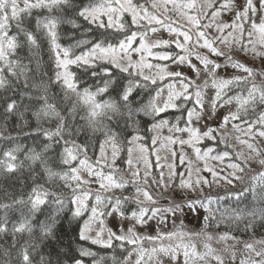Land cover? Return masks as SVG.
<instances>
[{
  "label": "snow or ice",
  "instance_id": "snow-or-ice-1",
  "mask_svg": "<svg viewBox=\"0 0 264 264\" xmlns=\"http://www.w3.org/2000/svg\"><path fill=\"white\" fill-rule=\"evenodd\" d=\"M150 6L155 11H149L134 0H87L80 4L75 0H0V90L15 92L22 85L26 90L22 95L30 102L24 111L17 112V101L9 99L5 112L24 119L25 113L30 111L37 122L33 134L41 135L46 141L39 151L28 149L24 161H18V148L5 151L0 157V172L15 173L24 168L27 161L31 175L32 183L27 190H22L10 203H0V210L4 211L0 217V234H11L13 248L18 243V235L28 237L17 249L18 264H37L33 254L55 238L56 225L66 212L77 223L82 220L81 240H90L91 244L104 249H111L118 242L116 246L127 255L123 261L113 256V264H164L163 258H168L171 264H226V259L235 264L237 245H242V251L247 253L239 264H264V238L248 241L235 234L254 233L258 223L264 227V146L261 145L264 110H260L264 109V68L254 69L237 58L238 55L250 56L264 64V0H151ZM67 10L73 12V18L65 15ZM171 11L185 18L191 27L184 30V25L176 28L165 24ZM222 14H233L231 22L220 20ZM204 19L209 22L202 24ZM78 20L88 27L83 29L80 38H73V43L61 44L60 26L67 23L80 30L82 25ZM33 21L34 25L29 27ZM154 24L175 33L176 39L149 43L148 33L158 31ZM210 28L217 33L212 38L207 33ZM45 43L54 64L51 76L40 71ZM171 44L180 50L175 55L152 51ZM22 49H27V57H21ZM133 54L138 59H134ZM149 57L171 61L177 67L187 65L194 77L171 71L166 64H153ZM33 62L38 79L30 67ZM227 68L243 74L229 78L220 76L219 70ZM73 69L95 78L96 85L81 87L78 72ZM258 76L261 83L256 82ZM201 77L203 80L197 83ZM167 78H178L180 90H176L172 82L159 86L158 82ZM209 87L215 89V94L206 101ZM165 88L167 95L163 98ZM148 89L151 91L145 100L141 92ZM234 89L237 91L229 95ZM233 103L235 110H229L216 126L205 123L204 131L196 126L205 117L216 118L218 108ZM81 107L85 108L86 115L80 119L86 121L87 128L104 136L94 161L88 155L87 146L74 138L82 130L74 127ZM169 109L182 112L183 127L181 117H177L174 124L164 118L162 114ZM145 117L153 121L147 129L149 132L158 133L159 129L168 127L170 133H187V139L172 136L166 139L169 144L192 147L195 160L185 163L187 158L181 152L177 164L173 151V162L161 164V157L157 155V171L153 174L148 147L137 143L144 139L139 134V124ZM24 122L27 124V120ZM53 122L54 127L44 126ZM229 124L232 133L240 134L235 136L239 151L230 142ZM113 126L136 131L130 138L126 137L125 142L139 148L141 155L136 164L143 163V175L136 167L131 171V180L114 176L118 171L114 165L121 142ZM244 136L247 139H243ZM157 140L158 135H153L152 145H156ZM204 140L213 141L217 146L223 144L225 149L218 153L215 147L202 150L198 145ZM53 144L61 148L55 160L49 156ZM106 146L111 148L110 156ZM127 151L131 168L133 148ZM225 158L229 160L226 167L230 171L223 175L224 169L217 171L208 163L216 160L223 164ZM198 161L204 162L202 168L197 165ZM252 163L258 164L261 170L255 171ZM180 166H184V171L177 170ZM105 168L109 171L105 172ZM205 171L211 174V180L201 174ZM221 181L233 187L247 181V186L224 196L204 195L205 187L211 188ZM93 183L98 188L93 190L90 187ZM129 183L135 188L132 195H108L114 189H126ZM248 194L252 196V206L240 207ZM161 200L167 203L161 204ZM226 200H233L236 207L222 208L221 202ZM128 203L136 207L127 209ZM186 209L192 213L203 209L205 215L200 230H185L183 219L176 225V218L183 216ZM9 210L19 213V219L13 221L10 228ZM113 216L119 218L118 231L106 225L107 218ZM170 219L174 231L161 232L157 228L155 235H142L137 230L148 226L150 221L160 225ZM221 226L226 230L208 231L210 227L219 229ZM91 232L95 235H89ZM145 241L151 246L145 247ZM214 242L222 248L214 247ZM8 255L6 251L5 256ZM89 257L91 264H104V257L97 258V253L83 247L78 257L69 255L68 259L71 264H86L85 258ZM38 264H52V260L40 254ZM56 264H61L59 254Z\"/></svg>",
  "mask_w": 264,
  "mask_h": 264
},
{
  "label": "trees",
  "instance_id": "trees-1",
  "mask_svg": "<svg viewBox=\"0 0 264 264\" xmlns=\"http://www.w3.org/2000/svg\"><path fill=\"white\" fill-rule=\"evenodd\" d=\"M77 4L80 3H86L87 0H75ZM136 3H142L146 7L149 8V11H155L151 8V0H134ZM170 8L171 5H168ZM189 14H193L190 12ZM211 14V10H209V17ZM66 16L69 18H73V12L71 10H67L65 13ZM157 15H160V13H157ZM168 17L170 19H167L164 21L165 24H170L171 26H174V18L175 12L171 11L168 13ZM163 19V16H161ZM127 19H130V17H126ZM204 21H207V19L202 20V23ZM78 23L82 25L80 30L73 29L71 25L64 23L60 26L59 31L61 33V39L60 43L63 45H68L73 43V38H80L81 33L83 32V29L88 27L83 21L78 20ZM176 24V23H175ZM34 25V21L32 25H29V27H32ZM153 27H156L159 29L160 27H164L161 25H152ZM166 28V27H165ZM166 30H168L166 28ZM15 31V29H13ZM159 32V31H157ZM155 32L154 34L156 35ZM169 32V31H168ZM96 34V33H94ZM152 33L149 32L148 36ZM211 37V36H209ZM44 51L41 53L42 59H41V69L40 71H45L48 73L49 76L53 75L54 72V64L53 61L50 59V53L47 51V44H44ZM79 51V50H77ZM153 52H161V53H171L175 55L180 50L175 48V44H171L169 47H159V48H153ZM21 57H27V49L20 50ZM27 63V59L24 61ZM151 63L155 64L151 61ZM157 63H169L168 61H158ZM30 67L33 69V75L38 79L39 73L36 70L35 62L30 65ZM74 71L78 72V76L80 77L81 87L84 86H95L97 83V80L95 78L90 77V75L85 74L77 69H73ZM167 81L164 80L163 82H158L159 86L162 87L163 83ZM174 81V80H173ZM123 82V81H122ZM257 83H261V78L258 76L256 78ZM156 86H152V88H155ZM26 91L22 85L19 86L15 92H13L11 89L9 90H0V157L3 156V153L8 150L13 149H19L18 152H16V155L18 157V161H24V157L30 148H35L37 151H39L43 143H46L44 141L43 137L39 134H33V130L37 127L36 120L32 117L31 112H26L24 119H21L18 114H7L5 112L6 103L9 99H15L18 103V109L17 112H22L25 109V106L28 105L30 102L28 99L22 95V93ZM54 91H58V89H54ZM151 89L144 90L141 92V96L147 100L148 99V92H150ZM237 91L236 89L233 90V92H230L229 95L234 94V92ZM154 94V92H153ZM107 98V97H102ZM264 110V109H260ZM86 115V110L84 107H81L78 110V115L76 117V122L74 127H80L82 130L75 135V139L78 143L86 145L88 149V155L89 157L94 161L96 157L99 155V149H100V143L104 140V136L102 133H93L89 128L86 126V121L81 120L80 116ZM164 118L168 119L171 123L177 122V117H181L180 120V126H184V117L182 115V112L175 109H169L166 113L162 114ZM24 120H27V124H25ZM152 119L150 117H145L141 120L139 124V134L144 137L142 141L137 142L138 144H143L148 147L149 151V157H151L152 164H153V173H156L155 169V161L152 154L153 149L156 145H152L151 143V137L153 135H156L157 133L149 132L147 129L151 126ZM45 127H54L55 123H45ZM162 129L168 130V127H164ZM113 130L117 132L118 139L121 142V151L116 158L115 161V168L118 169L114 173V176L119 179L121 176L125 180H131L130 178H126L124 175L126 171V164L128 160V151L127 149L129 147H133L134 145L137 147L136 144L129 145L125 142V138H130L131 135L136 134V131L132 128L124 129L122 126L117 128L113 126ZM161 131V129L158 130V133ZM202 150H204L207 147H215L216 152H221L225 149V145L220 144L216 145L215 142L204 140L201 144L198 145ZM138 148V147H137ZM61 150L60 145L53 144L52 149L49 151V156L55 160L56 154ZM106 152L110 156L111 154V148L106 146ZM216 153H213L215 155ZM235 159V157H233ZM224 163L228 164L229 160L225 158ZM251 167L255 171H260L261 168L258 164L252 163ZM180 170L179 168L177 169ZM105 172H108L109 169L105 168ZM252 173H249L251 175ZM31 175L29 171L27 170V161H25V167L21 168L15 173L7 174L4 172H0V203H10L11 200L17 198L22 190H27L31 186ZM247 186V181L244 185L238 184L233 187L229 186L217 193H206L204 195H212L213 197L219 195L224 196L228 192H239L242 191L243 187ZM93 189V188H92ZM94 190V189H93ZM135 188L134 186L129 183L126 189H114L111 193H108V195H116V196H130L126 195L128 193L125 192H134ZM245 205L251 207L252 206V196L251 194H248L247 198L240 204V207H244ZM127 209L135 208L136 205L134 203H128L125 205ZM222 208H233L236 207V203L233 200H226L221 202ZM4 215V211L0 210V217ZM43 217H41L42 219ZM86 218V217H85ZM8 219H9V228L11 227V223L13 221H17L19 219V213L15 210H9L8 212ZM80 224H82V220L77 223L75 220L71 218L70 213H64L62 214L60 220L58 221L55 229V238L50 240L46 243L44 247L38 250L37 253L33 254V260L37 262L39 261L40 254L45 255L46 257L50 258L52 260V264H56L57 256L59 254V259L61 261V264H64L65 261H67V264H71V261L68 259L69 255L73 256H79V249L81 247L88 248L91 251L97 253V258L104 257L105 261L104 264H113L112 257L115 256L117 258V261H123V257L127 255V252L120 249L116 246L118 242L114 243V247L111 249H104L99 245H93L91 244L90 240H81L79 237V231H80ZM225 231L226 229L221 226L219 229L215 227H210L209 231ZM238 236H241L243 240L251 239V238H264V227L260 226L258 223L256 226V229L254 233H241L236 232L235 233ZM28 239L27 235L17 236L18 243L16 245V248L12 247V236L11 234H0V264H5L6 261H10L11 264H18L17 260V249L19 248L20 244L24 243V241ZM145 247H150L148 242L145 241ZM128 249L131 250V246H128ZM8 252L9 255L5 256V252ZM67 253L68 255H65ZM92 258H85L86 264H91Z\"/></svg>",
  "mask_w": 264,
  "mask_h": 264
},
{
  "label": "rangeland",
  "instance_id": "rangeland-1",
  "mask_svg": "<svg viewBox=\"0 0 264 264\" xmlns=\"http://www.w3.org/2000/svg\"><path fill=\"white\" fill-rule=\"evenodd\" d=\"M175 12V11H174ZM168 15V14H167ZM169 16V15H168ZM175 16L176 18H174V21H178V23H174V26L172 27H176V28H180L181 25L185 26L186 30L188 27H191L187 20L185 18H181L179 16V14L177 12H175ZM162 18V17H161ZM233 18V14H222L221 17L219 18L220 20H222L225 23H230L231 20ZM260 21V16L257 15L256 17V22L259 23ZM209 20L207 19V21H204L202 24L208 23ZM159 32L156 33V35L154 33H152L151 35L148 36V42H154L157 40H175L176 39V35L175 33H170L168 32V30H166L165 27H160L158 29ZM207 33L209 34V38H212L214 36L217 35V33L215 32L214 29L210 28L207 29ZM226 34V33H225ZM182 40V37H181ZM200 51L202 53L206 52L205 49H200ZM161 53V52H160ZM133 58L134 59H138V56L136 54H133ZM238 59H240L242 62L248 64V66L253 67L254 69L257 70H261L262 68H264V64H262L261 61L259 60H253L250 56H243V55H238L237 56ZM150 60V62H154L157 63L158 60H154L151 57L148 58ZM169 63H162L161 65H168L169 70L171 71H181L183 73H185V75L189 76V77H194V73L191 71V69L187 66V65H180L179 67H177V65L172 64L171 61H168ZM223 62V59L221 58V61ZM193 63H196L195 59L193 58ZM243 73H239L236 72L235 70L231 69V68H227V69H221L219 70V75L224 77V78H229L232 75H242ZM167 81H165L162 85V87L164 85H167L169 82H172L175 84V88L176 90H180L181 85L177 82L178 78L176 80L173 81V78H167L165 79ZM203 80V77H201L200 81H197V83H200ZM215 94V89L209 87L208 89H206V94H205V100L208 101L210 100ZM167 95V89L165 88V93L163 98H166ZM206 107H207V103H206ZM235 103H233L232 105H225L223 108H218L217 109V116L214 119L208 120L207 117H205L204 121H202L201 123H199L198 127L201 128V131L206 130L205 127V123L209 126H216L220 119L226 115L229 110L234 111L235 110ZM229 128V133H230V137L231 140L230 142L234 145H236V150L239 151L240 150V145L238 144V142L235 139L236 135H240L239 133H232L231 132V124L228 125ZM156 135H158V140H157V144L155 146V148L152 151L153 157H154V161L156 163V156L159 155L161 157V164H166V163H171L173 162V157H172V152L174 151L176 153V157H175V163L179 164V157L181 152H183L186 156V161L185 163H187V160H195V154L193 152L192 147H190L189 145L185 144V145H180L179 143L176 144H169L167 141V137L172 136L173 138L179 137L181 139H187V133H176V132H169L168 130L165 129H161V131L159 133H157ZM243 139H247L246 136L242 137ZM259 139V138H257ZM261 145L264 146V141H261ZM133 148V152H132V159H133V165L130 168L128 163L126 164V171L124 173V175L126 176V178H130L131 179V171L133 169H135L136 167H139L141 169V175H143V163L141 162L139 165L136 164L137 159L140 157L141 153L139 151V148H137L135 145L132 147ZM245 152H247V150L245 149ZM150 161L152 162L153 160L151 159V157H149ZM197 165L199 167H203L204 162L203 161H198L196 162ZM209 165L212 167H215L217 171H220L221 169H224V172H222L221 174L223 175L225 172L230 171V169H227L226 167V163L223 162V164H221L219 161L216 160H209L208 161ZM179 171H184V166H180L179 167ZM165 172H167V169H164ZM154 174V173H153ZM203 176L207 177L209 180L212 179L211 174L209 172H202L201 173ZM231 185H226L223 181L220 182L219 185H213L211 188L205 187L204 189V194L206 193H217L227 187H229ZM91 188L96 189L98 188V185L93 183L90 185ZM128 193L126 195H132L134 192H125ZM189 195L194 196L195 194L189 193ZM161 204H166L167 201L161 200L160 201ZM205 215L203 209H200L198 211V213H192L190 211H188L187 209L185 210V214L183 216H178L176 218V225L178 226L180 223V220L183 219L184 221V225H185V230H189V231H198L201 229L202 226V218ZM128 222L125 221V227H127ZM106 225L110 228H112L114 231H118V226H119V218L116 216L113 217H109L106 220ZM157 228H159V230L161 232H169V231H174V225L171 221V219L166 223V224H160L158 225L157 222L155 221H150L149 225L146 227H138V231L142 234V235H155L157 232ZM209 231V229H208ZM212 233H216L214 231H209ZM89 235L94 236L95 232H91ZM254 239H261L260 237L257 238H251V239H246L248 241H252ZM165 243H168V241H165ZM198 247H200L199 241H197ZM151 246V245H149ZM213 246L216 247L217 249L222 248V245L220 244H216L215 242L213 243ZM242 245H237L236 248V261L235 264H239L240 259L244 258L247 253L242 251ZM135 254H133L132 256V260H135ZM182 261V257L179 258ZM164 264H171L170 260L168 258H163ZM226 264H232L231 260L226 259Z\"/></svg>",
  "mask_w": 264,
  "mask_h": 264
}]
</instances>
